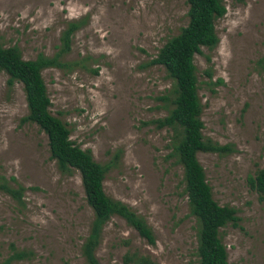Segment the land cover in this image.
<instances>
[{"label": "rangeland", "instance_id": "obj_1", "mask_svg": "<svg viewBox=\"0 0 264 264\" xmlns=\"http://www.w3.org/2000/svg\"><path fill=\"white\" fill-rule=\"evenodd\" d=\"M222 1L225 13L214 22L218 42L200 47L193 64L201 134L230 151H200L196 158L214 201L236 210V225L219 228L227 261L264 264V200L246 181L264 168V64L258 62L264 0ZM186 9L184 0H0V45L16 46L23 59L52 56L66 24L81 21L64 65L41 70L48 110L94 161L110 165L105 194L141 216L154 238L147 243L112 216L94 251L100 264H123L131 252L158 264H197L195 218L181 167L168 156L172 131L142 124L172 107V80L147 62L185 25ZM7 78L0 71V177L24 189L21 203L0 190V263L23 251L26 257L8 264H86L80 245L92 213L79 175L61 173L44 133L21 122L22 87Z\"/></svg>", "mask_w": 264, "mask_h": 264}, {"label": "trees", "instance_id": "obj_2", "mask_svg": "<svg viewBox=\"0 0 264 264\" xmlns=\"http://www.w3.org/2000/svg\"><path fill=\"white\" fill-rule=\"evenodd\" d=\"M187 6L186 23L178 32L169 37L147 64L160 65L172 80L169 91L172 107L168 113L142 124H153L156 128L169 127L172 131L169 157L181 167V182L186 196L189 214L195 218L197 264H234L227 261L226 250L219 238V228L227 223L236 225V210L219 205L212 198L199 164L197 152L226 153L228 145H218L201 134V104L197 95L198 84L195 76L193 56L200 47L212 49L218 42L214 22L225 13L222 0H184ZM81 21H69L61 31L57 51L52 56L37 54L34 59H23L14 45H0V71L7 75V83L19 82L24 94L26 114L21 122L34 123L44 133L49 157L54 160L61 173L75 170L79 175L84 200L91 210L92 218L86 237L80 245V254L86 264H100L95 257L103 225L112 216H118L147 243L153 244L150 228L141 216L119 200L108 197L102 186L103 178L110 165L93 160L88 150L81 149L69 138V129L58 118L51 115L46 88L41 70L47 67H61L62 55L69 50L70 36L79 28ZM258 62L264 64V53ZM209 76L208 72H205ZM160 99H167L162 96ZM12 180V178H11ZM247 184L264 200V168L247 176ZM23 187L10 186L0 177V190L16 203H21ZM30 253V252H29ZM28 253V254H29ZM27 256L26 252L13 251L0 264ZM123 264H158L147 255L136 252L125 253Z\"/></svg>", "mask_w": 264, "mask_h": 264}]
</instances>
